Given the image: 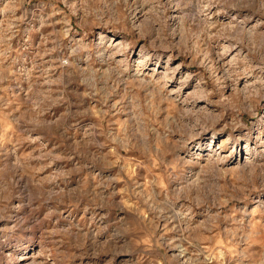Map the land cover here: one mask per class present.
<instances>
[{"label": "rangeland", "instance_id": "374dc122", "mask_svg": "<svg viewBox=\"0 0 264 264\" xmlns=\"http://www.w3.org/2000/svg\"><path fill=\"white\" fill-rule=\"evenodd\" d=\"M0 264H264V0H0Z\"/></svg>", "mask_w": 264, "mask_h": 264}, {"label": "bare ground", "instance_id": "6f19581e", "mask_svg": "<svg viewBox=\"0 0 264 264\" xmlns=\"http://www.w3.org/2000/svg\"><path fill=\"white\" fill-rule=\"evenodd\" d=\"M249 163V161H245L244 162V166H246ZM18 262V261H17Z\"/></svg>", "mask_w": 264, "mask_h": 264}]
</instances>
